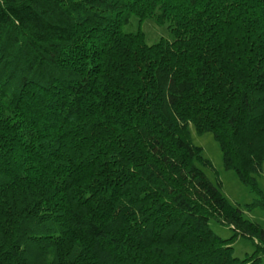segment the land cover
Wrapping results in <instances>:
<instances>
[{
    "label": "trees",
    "instance_id": "obj_1",
    "mask_svg": "<svg viewBox=\"0 0 264 264\" xmlns=\"http://www.w3.org/2000/svg\"><path fill=\"white\" fill-rule=\"evenodd\" d=\"M190 124L254 202L210 180ZM263 162L264 0H0V264H258Z\"/></svg>",
    "mask_w": 264,
    "mask_h": 264
},
{
    "label": "rangeland",
    "instance_id": "obj_2",
    "mask_svg": "<svg viewBox=\"0 0 264 264\" xmlns=\"http://www.w3.org/2000/svg\"><path fill=\"white\" fill-rule=\"evenodd\" d=\"M169 25L170 23L167 20L162 24H158L153 18H148L139 22L137 16L132 14L129 21L123 26V30L126 32H134L140 29L144 33L146 43L153 44L162 38L169 39ZM189 132L192 143L200 146L202 148V155L212 163L213 169H204L207 176L213 183H216L217 181L220 182L221 191L224 196H226L230 202L239 204L240 206L254 202L257 197L256 193L251 192L246 185L240 182L234 170L226 169L224 167L222 153L212 132L207 131L197 133L191 124L189 125ZM256 179L259 187L264 190V162L262 164V170L256 175ZM243 214L246 218L257 222L264 227V209L257 206L252 207L249 210L244 208ZM209 226L222 238L230 237L233 232L229 226L222 224L215 219L209 220ZM232 246L233 255L239 258L252 255L255 250L253 241L244 236L235 237L232 241ZM259 256L261 259L258 264H264V253L260 252Z\"/></svg>",
    "mask_w": 264,
    "mask_h": 264
}]
</instances>
